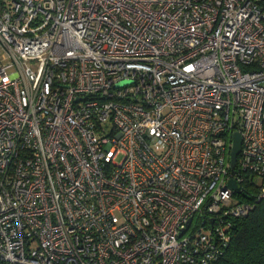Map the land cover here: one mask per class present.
Instances as JSON below:
<instances>
[{
    "label": "built area",
    "instance_id": "1",
    "mask_svg": "<svg viewBox=\"0 0 264 264\" xmlns=\"http://www.w3.org/2000/svg\"><path fill=\"white\" fill-rule=\"evenodd\" d=\"M240 192L264 0H0V264H213Z\"/></svg>",
    "mask_w": 264,
    "mask_h": 264
},
{
    "label": "trees",
    "instance_id": "2",
    "mask_svg": "<svg viewBox=\"0 0 264 264\" xmlns=\"http://www.w3.org/2000/svg\"><path fill=\"white\" fill-rule=\"evenodd\" d=\"M239 196L253 203V208L236 219L229 245L213 264H264V199L256 200L253 192Z\"/></svg>",
    "mask_w": 264,
    "mask_h": 264
},
{
    "label": "water",
    "instance_id": "3",
    "mask_svg": "<svg viewBox=\"0 0 264 264\" xmlns=\"http://www.w3.org/2000/svg\"><path fill=\"white\" fill-rule=\"evenodd\" d=\"M240 145H241L240 135L238 132H235L233 135V146H232V151H231V166L232 167H234L236 163V157L240 151ZM228 185H230L231 187H235V182L232 179H230L228 181Z\"/></svg>",
    "mask_w": 264,
    "mask_h": 264
}]
</instances>
